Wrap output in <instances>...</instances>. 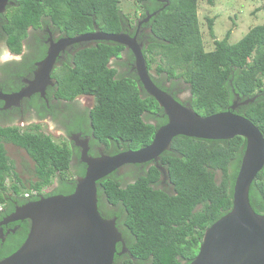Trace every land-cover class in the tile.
Masks as SVG:
<instances>
[{
	"label": "trees",
	"instance_id": "1",
	"mask_svg": "<svg viewBox=\"0 0 264 264\" xmlns=\"http://www.w3.org/2000/svg\"><path fill=\"white\" fill-rule=\"evenodd\" d=\"M121 1H132L140 11L142 5L147 7L152 2L146 10L150 15L157 11L151 19L154 41L143 50L149 70L156 61L153 56L159 54L157 74L188 83L191 106L201 116L229 110L236 95L243 100L254 99L235 113L248 118L264 134V24L231 44L233 30L223 40H216L215 20L209 19L215 48L208 51L199 21L200 0H11L12 5L0 16L4 40L13 53L20 54L29 29H39L44 22L70 35L94 27L118 34L129 18L120 9ZM207 1L214 4V0ZM119 45L106 41L84 49L76 65L64 68L57 76L61 99L71 102L80 95L95 98V106L87 115L92 125L88 133L110 148L111 155L148 146L168 122L135 73L127 76L119 73V67L109 65L111 59L121 56L124 46ZM27 58L31 66L40 61ZM154 82L168 91L161 81ZM7 144L22 149L31 159L34 167L28 171L32 179L25 181L20 176L7 153ZM245 149L243 137L227 141L176 137L171 149L162 155L175 195L157 188L160 171L156 167L144 175L134 174L130 182L115 172L100 180L98 196L121 208L104 212L118 217V228L129 250L123 255L117 253L114 264H191L207 229L233 208L234 186ZM73 155L69 143H57L49 133L0 126V221L17 206L42 196L72 194L76 179L85 175L87 167L83 164V171L74 172ZM250 203L255 212L264 215V169L251 186ZM29 229L30 221L26 220L5 241L0 238V261L24 244ZM4 231L6 234V227ZM121 249L118 244L117 251Z\"/></svg>",
	"mask_w": 264,
	"mask_h": 264
},
{
	"label": "water",
	"instance_id": "2",
	"mask_svg": "<svg viewBox=\"0 0 264 264\" xmlns=\"http://www.w3.org/2000/svg\"><path fill=\"white\" fill-rule=\"evenodd\" d=\"M11 4V0H0V16ZM89 40L109 41L133 51L139 82L163 109L168 122L157 130L148 146L112 156L90 157L86 142H80L82 162L87 168L85 175L76 179L75 191L70 195L42 196L18 207L0 223V238L4 240L10 232L5 234L3 225L30 221L24 244L0 264H114L118 244L125 247L119 255L129 250L124 246L116 220L107 219L100 212L98 182L126 165L158 160L171 149L178 136L223 141L243 137L246 140L234 186L233 208L207 229L191 264H264V215L255 212L250 203L251 186L264 169L262 131L248 118L235 113L238 107L235 102L227 111L201 116L191 105L176 100L153 81L142 48L129 35L95 32L62 43ZM57 55L58 51L50 50L39 65L34 85L43 80L47 84ZM74 138L77 140L78 136Z\"/></svg>",
	"mask_w": 264,
	"mask_h": 264
},
{
	"label": "flooded vegetation",
	"instance_id": "3",
	"mask_svg": "<svg viewBox=\"0 0 264 264\" xmlns=\"http://www.w3.org/2000/svg\"><path fill=\"white\" fill-rule=\"evenodd\" d=\"M154 1L157 2L158 0ZM151 4L152 2H149L147 7H150ZM147 7L142 5L141 12L138 13L137 17L131 15V17H129L126 21V24L122 26L121 31V33L134 38L142 48V51L148 49L151 42L154 41L153 36L155 37L151 28V19L153 14L155 15L157 11L150 15V11L146 10ZM142 11H144L147 16H145ZM2 23V19L0 18V126L17 127L22 132L28 130H38L41 132L52 130L55 133L58 132L60 140L59 142L57 140L55 141L60 144L64 142L69 143L71 148L74 150L72 159V167L74 172L84 170V163L82 162L83 148L80 146V142H86L85 145L88 146V155L90 157L98 158L101 156H112L111 153L113 152L110 153V148H108L104 143L97 141L95 136L88 133V128L89 126L92 127V125L89 123L87 115L89 114L90 110L94 108L93 106H95V98L90 95H80L75 98L74 101L68 102L67 100L61 99L58 95V77L63 69L65 68V70H67L68 68H73L76 65L78 54L82 50L93 48L99 43L106 41L89 40L66 44H63L62 42L64 40L78 38L79 36L90 33L104 31H100L98 27H94L92 31L83 32L78 35H70L64 32L60 27H56L52 24L44 22L42 27L39 29H29L28 36L26 40L23 41L24 46L22 53L15 54L8 48L6 44L7 42L4 40L6 37L1 28ZM119 46H121V44ZM52 49L58 51V55L50 72L49 80L47 84L45 83V80H43L41 83L38 82L37 85H34L37 81L39 65L45 61L50 50ZM27 57H30V59L33 61H36L38 58H40V61L34 62V66H31L29 65L30 60ZM109 65L114 68L119 67V73L121 74L131 76L133 73H135L138 76L136 72L137 69L135 54L126 46H124L123 50L121 51V56L119 58L111 59ZM149 72L153 81H161L162 85L168 90L166 91L167 93L172 95L182 104L186 106L191 105V99L184 100L181 97L183 92L189 91V94L191 92L189 84L186 83L182 78L168 79V77L158 75L157 69H154L155 73L153 74L152 67L150 68ZM23 93H25L24 96H20ZM79 97H83L84 101H82V99ZM249 100L250 99L243 100L241 97L236 95L234 102L238 104V107L235 110H237L240 106L249 104ZM153 123L156 124L154 121ZM76 136H78L77 140L74 138ZM8 145H12L14 147L16 146L13 144L6 145V150L9 155V151L7 149ZM110 147H112L111 149L114 148L113 146ZM20 150L23 151L22 149ZM124 151L126 150H122L121 152ZM162 155L156 161L137 165H126L115 173L121 176L124 175V179L127 180V182H130L134 178V174L144 175L153 167H156L160 171V178L157 183V188L169 195H175V186L171 183L169 169L166 165H164ZM9 157L11 158L10 155ZM11 159L16 164L15 159ZM18 173L20 176L24 174L23 171L22 173ZM56 185H58V182H56L55 186ZM98 205L100 206L99 209H102V211H100L102 212V215L105 218L108 217V219H115L117 227H120L118 226V217H110V215L104 211H111L113 209L119 211L121 208L112 205L104 196H98ZM18 207L20 206H17L16 209ZM5 220L6 218L3 221H0V223L4 222ZM22 222L24 223L26 220L16 223H8L2 227H6L7 231L10 233H16L21 228ZM11 224H14V226L10 227ZM13 230L15 232H13ZM118 230L120 231L119 228ZM10 233L4 236L3 241H5L6 236H8ZM120 233L123 237V233L121 231ZM123 242L124 246L127 248L126 240L124 238ZM121 246L122 249L125 248H123L122 244ZM126 253H128V251L123 254Z\"/></svg>",
	"mask_w": 264,
	"mask_h": 264
},
{
	"label": "rangeland",
	"instance_id": "4",
	"mask_svg": "<svg viewBox=\"0 0 264 264\" xmlns=\"http://www.w3.org/2000/svg\"><path fill=\"white\" fill-rule=\"evenodd\" d=\"M209 4L207 0L199 2V21L201 31L205 43V49L211 51L215 48V39L210 35L208 28V20L214 19V32L216 40H223L227 32L233 30L230 43L236 44L254 27L264 24V1L263 0H214V4ZM120 9L124 15L138 16L140 7L132 1H121ZM156 54V53H155ZM156 61L152 63L153 74L154 69L160 61L159 54L153 56ZM188 86V85H187ZM191 94V92H190ZM189 91L183 92L181 97L184 100H190L192 95ZM190 95V96H189ZM84 101L83 97H79ZM189 102V101H187ZM94 107V106H93ZM53 136L54 140L59 142L60 136L58 132L45 131ZM7 149L11 158L15 159L18 172L23 173L21 176L26 180L32 179V174H29L28 169L33 170L34 164L24 151L17 147L8 145ZM26 164V167L22 166ZM28 186V185H27ZM53 186L46 189L45 192H50Z\"/></svg>",
	"mask_w": 264,
	"mask_h": 264
},
{
	"label": "bare ground",
	"instance_id": "5",
	"mask_svg": "<svg viewBox=\"0 0 264 264\" xmlns=\"http://www.w3.org/2000/svg\"><path fill=\"white\" fill-rule=\"evenodd\" d=\"M99 41V40H98ZM137 72V71H136ZM148 94V93H147ZM149 95V94H148ZM233 207V206H232ZM230 212V211H229ZM16 223V222H15ZM117 226V225H116ZM120 232V231H119ZM120 253V252H119Z\"/></svg>",
	"mask_w": 264,
	"mask_h": 264
},
{
	"label": "built area",
	"instance_id": "6",
	"mask_svg": "<svg viewBox=\"0 0 264 264\" xmlns=\"http://www.w3.org/2000/svg\"><path fill=\"white\" fill-rule=\"evenodd\" d=\"M29 195L27 194L26 197H28Z\"/></svg>",
	"mask_w": 264,
	"mask_h": 264
},
{
	"label": "clouds",
	"instance_id": "7",
	"mask_svg": "<svg viewBox=\"0 0 264 264\" xmlns=\"http://www.w3.org/2000/svg\"><path fill=\"white\" fill-rule=\"evenodd\" d=\"M107 42H109V41H107Z\"/></svg>",
	"mask_w": 264,
	"mask_h": 264
}]
</instances>
